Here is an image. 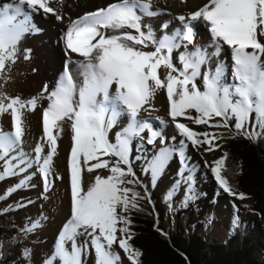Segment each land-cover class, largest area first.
Here are the masks:
<instances>
[{
  "label": "snow or ice",
  "instance_id": "obj_1",
  "mask_svg": "<svg viewBox=\"0 0 264 264\" xmlns=\"http://www.w3.org/2000/svg\"><path fill=\"white\" fill-rule=\"evenodd\" d=\"M51 2L17 0L14 5L0 6V87L9 65L18 59L20 42L26 35L40 31L32 21V13L42 11L55 15ZM158 14L153 10L152 0H118L85 13L70 24L63 37L66 54L83 58L76 62L83 79L77 85L66 66L56 88L47 96L49 104L41 114L44 143L35 146L34 155L25 152L23 144L26 113L36 111L38 97L24 100L0 91V116L7 114L11 120L10 130L0 125V181L22 176L0 195V201L16 191L34 187L29 171L33 168L41 174L44 190H49L63 124L70 123L71 216L60 231L54 250L42 264H86L90 255H94L95 264H123L114 246L123 251L130 264H141L142 252L131 244L132 221L126 215L132 209L139 210L140 194L125 186L136 182L125 179L136 175L132 161H144L143 170L151 174L155 185L169 162L178 157L182 165L179 175L184 177L186 186L181 203L187 207L197 198L188 149L191 146L213 151L219 147L215 141L221 139L217 133L198 132L190 125L212 128L231 125L244 138L264 137V0H209L187 19L178 17L182 28L161 37L144 21L145 17ZM57 19L62 17L57 15ZM200 19L210 29L212 42L207 47L197 43L195 26L191 23ZM162 28L167 29L168 24ZM189 45L193 47L189 49ZM224 45L231 49V82L224 62L218 59ZM149 47L152 50H146ZM179 49L183 51L174 56ZM24 58L29 59L30 55ZM161 69L166 70L163 76ZM158 90L166 92L171 122L182 137L179 147H160L151 157L133 156L134 139L141 145L145 141L154 145L158 140L161 145L166 144L167 138L160 131L138 118L141 111L152 107L151 101ZM43 91L48 92L47 86ZM121 117L127 118L128 123L114 133L113 142L109 134L121 122ZM180 118L190 123L181 122ZM146 132L148 135L144 136ZM170 139L176 141V135ZM226 159L227 154L214 162L211 171L215 180L224 193L245 199L222 174ZM85 167L88 173L108 169L111 174L96 175L85 191L82 175ZM180 187L181 182L177 181L166 199L171 201ZM31 203L28 200L15 207ZM12 208L10 205L0 209V214ZM238 223V219L234 220V227ZM40 227L41 221L37 219L20 232L27 237ZM11 241L18 244L20 238H10L8 247L13 246ZM5 243L0 241V257L5 255ZM20 255L24 264H32L31 248L23 247Z\"/></svg>",
  "mask_w": 264,
  "mask_h": 264
},
{
  "label": "bare ground",
  "instance_id": "obj_2",
  "mask_svg": "<svg viewBox=\"0 0 264 264\" xmlns=\"http://www.w3.org/2000/svg\"><path fill=\"white\" fill-rule=\"evenodd\" d=\"M115 2H118V0H52L50 6L55 9V15L52 13H44L42 11L32 13V17L36 18L34 24L40 29V31L34 34L26 35L20 42V52L18 53V59L16 60L15 64L9 65L8 70L4 74L3 86L0 87V91L7 93L11 97H20L24 100L30 99L32 97H38V106L36 111L26 113L27 131L24 137L23 147L24 151L28 152L30 155H32V153L30 152L31 148L29 147L33 146L35 148L38 143H44L42 139L43 133L41 114L42 110L47 107L46 102L49 101L47 99V92L43 91L45 88L44 86H47L49 93L53 91L59 82L58 80L65 72L66 66L68 71H70L71 75L73 76L74 82L77 83L75 78L78 79L77 85H79L83 79L81 70L78 68L76 63L83 58L74 53L66 54L67 50L63 39L65 32L74 20L82 17L85 13L95 11L98 8H102V6L107 7L109 4ZM15 3H17V0H0V6L7 4L14 5ZM208 3L209 0H152L153 10L157 11L161 15H156V18L145 17L144 21L145 23L149 24L154 31L157 30L158 24L166 22L168 24V28H159L158 32L161 36L165 34H171L176 29L182 28L183 26L178 17L185 16L187 19L190 13L197 11ZM82 7H85V9ZM57 15L61 16L62 19H57ZM191 23L195 26L194 31L196 32L197 30V43L201 46H210L212 37L206 22L200 19L197 21H192ZM192 47V45H189V49ZM25 49H30L31 52L25 53ZM146 50H152V48ZM179 51H183V49L177 50V52L174 53V56L178 55ZM209 51H211L210 47ZM26 54L30 55L29 59L24 58ZM213 59L215 60L217 58ZM218 59L224 62L226 66L225 71L231 76V66L233 61L231 57V49L227 45L223 46L221 56ZM160 71L162 76L166 74V70L161 69ZM228 80L231 82L232 78H229ZM151 105L152 107L149 110L141 111L138 118L148 121L153 125L154 128H159L162 131V134L167 138L166 144L161 145L158 140L154 145H146V141L141 145L140 141L134 139V148L132 152L133 156L141 155L151 157L160 147H179L178 141L182 137L177 134L174 124L171 122V118L169 116V102L167 100L166 92L164 90H158L154 99L151 101ZM180 119L181 122L190 123L183 118ZM217 119L218 118H216V120ZM127 123V118L121 117V122L114 129H112L109 136L113 142L114 133L117 132V130H121L123 127L127 126ZM69 124L70 123L68 122L64 123V125ZM0 125H3L6 130H10V116L7 114L0 116ZM190 126L198 132H214V128L207 127L205 125ZM71 135L72 133L70 130L69 133L61 135L60 139L58 140L57 154L53 158L52 164V172L54 176V178H52L54 182L50 185L48 191L44 190V186L42 187V191L46 194L47 201L42 200L39 202L42 207L57 208L59 213L63 214V217L66 214L70 215L71 205L69 169L70 150L72 146ZM143 135L147 136L148 133ZM173 135H176V141H172L170 139V137ZM215 143L218 144V141H215ZM138 147H142L143 150L138 152L136 150ZM218 150L219 147L213 151H205L203 147L192 148L190 146L187 154L191 157L189 166L194 169L193 172H202L208 174L209 180L213 183H211L210 188H213L212 185H214L216 191L223 192V190L219 188L214 174L211 171V168L214 166V162L217 159V154L219 153ZM132 162L133 167L138 169L141 174L144 173L143 175L145 180H147L151 185V174L143 170L145 167L144 161L133 160ZM181 168L182 165L178 157L174 156L165 170L167 171L168 175L162 178L163 183H165L164 180L167 179L168 176L171 177V180L177 182V180L181 177L179 175ZM29 171L31 172V170ZM82 175L83 187L86 191L87 187H89L91 183L94 182L95 176L99 174L97 170L92 173H88L85 167ZM185 175H187V173H185ZM55 176L60 178L56 179ZM198 179L197 181H199ZM155 190L163 191V188L155 187ZM36 191L37 190H35V192ZM42 191L40 192L42 193ZM30 193L32 194L31 196L35 194L34 191H30ZM36 193H38V191ZM233 197H236L239 202L243 201V199L238 198V196ZM56 220H58V218H56ZM44 223L41 221V226L49 224ZM119 253L121 256L123 255L122 250H120Z\"/></svg>",
  "mask_w": 264,
  "mask_h": 264
},
{
  "label": "rangeland",
  "instance_id": "obj_3",
  "mask_svg": "<svg viewBox=\"0 0 264 264\" xmlns=\"http://www.w3.org/2000/svg\"><path fill=\"white\" fill-rule=\"evenodd\" d=\"M82 8L85 9V7ZM31 18L33 23H35L36 18ZM151 18L156 17L153 16ZM159 28H161L160 24H158L157 30H155V32L158 37H161L158 32ZM226 76L228 79L232 78L229 73H226ZM75 80L78 83V79L75 78ZM47 94H49V90ZM46 104L48 106L49 101L46 102ZM219 119L220 118L217 120ZM70 130V124H63L62 135L69 133ZM154 130L160 131L162 133L159 128H154ZM232 130H234V128L231 127V125L228 128H214V132L221 137V139L217 140L219 145L217 159L221 157L222 147L224 144H226V142L223 141V139H225L223 134L230 133ZM117 131H120V129ZM144 134H147V132ZM249 140L251 141V139ZM254 144L257 145V143ZM29 148H31L30 152L32 155H34V147L31 146ZM256 152L259 156L257 159L264 161V155L258 149ZM233 158L234 169L231 171L233 174H236L238 171L235 170V167L238 166V159L236 156ZM105 159L114 161V158L110 157H105ZM97 171L98 174L103 177L111 174L108 169H98ZM133 171L136 174L135 177L129 176L125 178L134 179L136 181L134 184H128L125 186L132 188L135 192L140 194L137 200L139 210L132 209L126 214L132 221L131 231L133 234L135 231H140L139 227H137L138 225L134 229V223L136 220H144L146 222L149 221L148 223H150V227L153 230L165 236H170L176 229L186 233L188 228L187 225H189L196 233L201 236L203 235L201 230L206 229L204 239V243L206 245L211 242L212 239L224 241L228 234L233 231V221L238 219L240 224H243L248 228L247 234L248 237L251 238L253 244L251 252L253 262L256 264L261 263L262 253L264 254V179H254L249 185L245 184V188L241 190L239 188H233L232 186L233 190L237 194L243 193L245 195V199L239 202L236 197L224 192L216 191L214 185H212L213 188H210L212 181L209 180L208 174L202 172H193L192 176L195 175L193 176V188L197 198L188 203V207L191 209V211L189 212L188 217H184L183 219V216L176 213L175 206L180 204L179 202L182 201L186 195V186L183 184L184 177L181 176L177 180L181 182V187L175 192L173 199L169 201L166 199L167 193L173 189L176 182L171 180V177L168 176V178L164 180L165 183H163L162 178L168 175L167 171L162 174L155 185L153 182L150 185L148 181L145 180L143 175L144 173L141 174V172L135 167H133ZM31 173V184H33L34 187L16 191L12 193L6 200L0 201V209L8 208L10 205L13 206L12 210L0 215L6 216L8 213H10L12 229L15 230L24 227L37 219L43 223L45 222L49 224L44 223L45 225L41 226L35 233L27 237H23L21 235L22 237L20 239V243L18 244L14 241L12 243L13 246L7 250L5 255V261L9 262V264H24V259L20 255L21 249L23 247H29L33 250L32 264H42L44 258L54 250L58 235L64 224L68 221V219H70L69 216H71V205L70 215L66 214L64 217L62 216L63 214L59 213V210L55 207L45 208L41 206L39 202L47 199L46 194L42 191V187L44 186L43 179L42 176L40 177V173L38 172L37 168L31 169ZM24 175H27V173ZM21 178L22 176H17L0 181V195L4 194L10 186L15 185ZM197 179L199 181H197ZM155 187H162L163 191H157L155 190ZM38 189L42 191V193ZM35 190H37L38 193H36L37 191L35 192ZM30 191H34L36 195L34 194L31 196L32 194ZM28 200H31L32 203L27 204L25 207H15V205L18 203L26 202ZM56 218H58V220H56ZM7 233L9 232L7 231ZM20 234L22 233L20 232ZM80 239L83 240L84 238L81 237ZM114 248L117 252H120V249L117 246H114ZM204 249H206V246ZM122 258L123 264H130L126 257H124V254L122 255ZM94 261V255H90L86 258V264H94Z\"/></svg>",
  "mask_w": 264,
  "mask_h": 264
},
{
  "label": "trees",
  "instance_id": "obj_4",
  "mask_svg": "<svg viewBox=\"0 0 264 264\" xmlns=\"http://www.w3.org/2000/svg\"><path fill=\"white\" fill-rule=\"evenodd\" d=\"M223 135L226 144L222 147L221 157L227 154L223 175L229 180L230 185L241 190L254 179H264V161L257 159L259 156L256 152L258 149L264 155V137L250 141L242 134H238L235 129ZM254 143H258V146ZM235 156L238 159L235 170L238 172L233 174L231 170L234 169ZM182 201L175 206V211L184 219L188 217L191 209L188 206L183 207ZM148 222L135 221L134 229L138 225L140 231H135L131 240L134 248L142 252L141 264H256L251 256L253 244L247 234L248 228L240 222L238 226H233V231L224 241L212 239L206 245L204 243L206 229L201 230L203 234L201 236L187 225L186 233L176 229L170 236H165L153 230ZM21 229H12L10 213L6 216L0 215V241L6 242L5 255L10 248L7 246L10 238L21 239ZM5 255L0 257V264H9L5 261ZM259 264H264L263 253Z\"/></svg>",
  "mask_w": 264,
  "mask_h": 264
},
{
  "label": "water",
  "instance_id": "obj_5",
  "mask_svg": "<svg viewBox=\"0 0 264 264\" xmlns=\"http://www.w3.org/2000/svg\"><path fill=\"white\" fill-rule=\"evenodd\" d=\"M257 146H258V144H257Z\"/></svg>",
  "mask_w": 264,
  "mask_h": 264
}]
</instances>
